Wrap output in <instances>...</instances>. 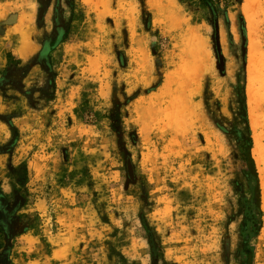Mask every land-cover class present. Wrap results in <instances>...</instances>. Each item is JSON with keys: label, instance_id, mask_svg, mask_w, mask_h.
Segmentation results:
<instances>
[{"label": "rangeland", "instance_id": "374dc122", "mask_svg": "<svg viewBox=\"0 0 264 264\" xmlns=\"http://www.w3.org/2000/svg\"><path fill=\"white\" fill-rule=\"evenodd\" d=\"M222 3L0 0V264H238L248 137L264 264V0Z\"/></svg>", "mask_w": 264, "mask_h": 264}, {"label": "trees", "instance_id": "16d2710c", "mask_svg": "<svg viewBox=\"0 0 264 264\" xmlns=\"http://www.w3.org/2000/svg\"><path fill=\"white\" fill-rule=\"evenodd\" d=\"M211 8V7H210ZM242 35L244 29H241ZM246 154L251 168V180L254 183L252 190V200L250 202L249 210L247 215L244 216L241 229H240V241L238 249L235 254V258L238 264H253L254 263V248L251 246V241L257 236L261 228V217L262 212L260 210V190L257 171L253 160L249 156L251 148V140L248 137L245 141Z\"/></svg>", "mask_w": 264, "mask_h": 264}, {"label": "bare ground", "instance_id": "6f19581e", "mask_svg": "<svg viewBox=\"0 0 264 264\" xmlns=\"http://www.w3.org/2000/svg\"><path fill=\"white\" fill-rule=\"evenodd\" d=\"M243 7H244V5H243ZM242 7V8H243ZM247 8H249V7H247ZM249 10V9H248ZM243 12H244V10H242ZM245 16H246V18H247V20L249 21V17H248V15L250 14L249 12H247V10L245 9ZM247 13H249V14H247ZM28 15V14H27ZM250 16V15H249ZM28 17V16H27ZM28 20V19H27ZM246 20V21H247ZM252 20V19H251ZM21 22V21H20ZM250 22V21H249ZM25 23V21L22 19V24H24ZM21 24V23H20ZM248 25H251V24H248L247 23V26ZM250 27V26H249ZM22 28V27H21ZM14 32H15V35H17V39L15 40V53H16V55L18 56V58L19 59H21V60H24V59H26L27 58V56L28 55H30L31 53H33V51H34V48L32 47V45H31V43H30V41H28L29 39L27 38V36H28V32H27V30L25 31L23 28L22 29H15L14 30ZM194 33V32H193ZM194 35V34H193ZM193 40H194V37H193ZM194 42L195 43H197L195 40H194ZM195 45H197V44H195ZM192 63V62H191ZM197 64V63H196ZM198 65V64H197ZM198 66H200V65H198ZM191 67V66H190ZM196 66L194 65V68H195ZM183 70H187V67L186 66H184V69ZM195 69H193V71H194ZM196 70H197V68H196ZM188 71V70H187ZM186 71V72H187ZM192 71V72H193ZM198 71V70H197ZM191 73V72H190ZM189 76H188V74H187V77L186 78H188ZM186 84H187V82H186ZM191 85V86H193L194 85V89L196 90V87L198 86V84H197V82H192L191 80H189L188 81V85ZM191 100H190V98L185 102V104H184V111L188 114L190 111H188L190 108H191ZM253 112L251 111L250 112V115L252 116L253 114H252ZM251 123H253V129L254 128H256V126H255V122H254V118L251 120V122H250V124ZM255 131V130H254ZM204 135H205V140L207 141V142H211V137H210V134H208L207 132L206 133H204ZM252 137H254V139H253V143H254V148H252V153L256 156L255 157V160L257 161V163H260L261 162V159H260V157H259V154H260V151L261 150H263V147H262V149L260 150V148H261V146H260V141H259V136H258V134L257 133H253V136ZM259 172H260V182H261V186H260V188H261V203L263 204V202H264V171L262 170H259ZM263 207V206H262Z\"/></svg>", "mask_w": 264, "mask_h": 264}, {"label": "crops", "instance_id": "0c3cea01", "mask_svg": "<svg viewBox=\"0 0 264 264\" xmlns=\"http://www.w3.org/2000/svg\"><path fill=\"white\" fill-rule=\"evenodd\" d=\"M5 39L6 38H0V40H2V42L0 43V70H4L5 68H7V65H9V62L11 61L10 59H8L7 52L4 48L6 44V42L4 41ZM11 42L13 44L12 40ZM10 53L14 57L13 61L19 59L17 56V58L14 56V44Z\"/></svg>", "mask_w": 264, "mask_h": 264}, {"label": "flooded vegetation", "instance_id": "af4514ba", "mask_svg": "<svg viewBox=\"0 0 264 264\" xmlns=\"http://www.w3.org/2000/svg\"><path fill=\"white\" fill-rule=\"evenodd\" d=\"M2 212V211H1ZM3 212L4 213H6V208L4 207V210H3ZM3 213V214H4ZM4 216V215H3ZM12 225H13V221H12V217L11 216H9L8 217V219H7V221H6V226H8V231H7V234H9V235H11V233H12Z\"/></svg>", "mask_w": 264, "mask_h": 264}, {"label": "built area", "instance_id": "2783aa9c", "mask_svg": "<svg viewBox=\"0 0 264 264\" xmlns=\"http://www.w3.org/2000/svg\"><path fill=\"white\" fill-rule=\"evenodd\" d=\"M209 1L212 3V5L217 3L218 7L222 8V4H223L222 0H209Z\"/></svg>", "mask_w": 264, "mask_h": 264}, {"label": "water", "instance_id": "95a60500", "mask_svg": "<svg viewBox=\"0 0 264 264\" xmlns=\"http://www.w3.org/2000/svg\"><path fill=\"white\" fill-rule=\"evenodd\" d=\"M44 13L43 12H39V17L40 15L42 16ZM220 70L223 71V62H221L220 64Z\"/></svg>", "mask_w": 264, "mask_h": 264}]
</instances>
